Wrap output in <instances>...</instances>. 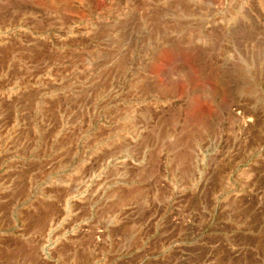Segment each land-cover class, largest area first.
<instances>
[{"label": "rangeland", "instance_id": "1", "mask_svg": "<svg viewBox=\"0 0 264 264\" xmlns=\"http://www.w3.org/2000/svg\"><path fill=\"white\" fill-rule=\"evenodd\" d=\"M0 264H264V0H0Z\"/></svg>", "mask_w": 264, "mask_h": 264}]
</instances>
